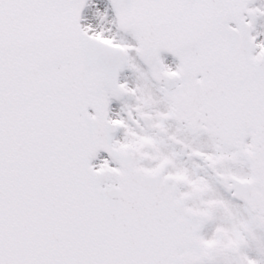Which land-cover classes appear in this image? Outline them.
Returning <instances> with one entry per match:
<instances>
[{
	"label": "snow or ice",
	"instance_id": "6c2138e0",
	"mask_svg": "<svg viewBox=\"0 0 264 264\" xmlns=\"http://www.w3.org/2000/svg\"><path fill=\"white\" fill-rule=\"evenodd\" d=\"M0 264H264V0H0Z\"/></svg>",
	"mask_w": 264,
	"mask_h": 264
}]
</instances>
